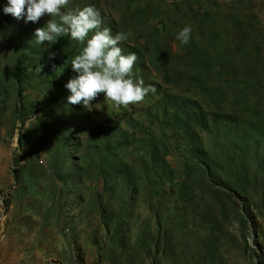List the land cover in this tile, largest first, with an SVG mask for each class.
<instances>
[{
	"label": "rangeland",
	"instance_id": "1",
	"mask_svg": "<svg viewBox=\"0 0 264 264\" xmlns=\"http://www.w3.org/2000/svg\"><path fill=\"white\" fill-rule=\"evenodd\" d=\"M7 5L0 264H264V0H70L129 33L135 77L161 85L90 109L65 87L84 45L36 44L52 17Z\"/></svg>",
	"mask_w": 264,
	"mask_h": 264
},
{
	"label": "clouds",
	"instance_id": "2",
	"mask_svg": "<svg viewBox=\"0 0 264 264\" xmlns=\"http://www.w3.org/2000/svg\"><path fill=\"white\" fill-rule=\"evenodd\" d=\"M69 3L70 0H8L3 9L15 19H23L25 24L36 23L44 15L52 17L44 27L35 29L34 41L38 45L45 41L55 43L58 37L69 33L72 40L84 45L71 60L72 69L78 75L65 84L71 93L68 104H82L90 109L91 102L103 93L106 101L127 107L143 102L150 92L155 93V85L145 86L144 80L134 75L137 54H123L118 46L127 41L129 33L113 35L111 28L102 26L101 12L94 5L65 11ZM191 33L192 26L186 25L176 39L186 45ZM49 57L54 58L55 53H49Z\"/></svg>",
	"mask_w": 264,
	"mask_h": 264
},
{
	"label": "trees",
	"instance_id": "3",
	"mask_svg": "<svg viewBox=\"0 0 264 264\" xmlns=\"http://www.w3.org/2000/svg\"><path fill=\"white\" fill-rule=\"evenodd\" d=\"M155 87H157L158 90L160 91V89H161V85H160L159 83H157Z\"/></svg>",
	"mask_w": 264,
	"mask_h": 264
}]
</instances>
